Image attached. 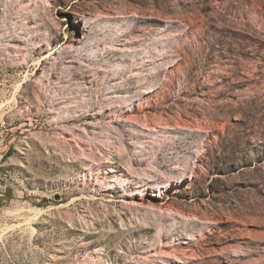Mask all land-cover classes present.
<instances>
[{"label": "rangeland", "instance_id": "374dc122", "mask_svg": "<svg viewBox=\"0 0 264 264\" xmlns=\"http://www.w3.org/2000/svg\"><path fill=\"white\" fill-rule=\"evenodd\" d=\"M0 264H264V0H0Z\"/></svg>", "mask_w": 264, "mask_h": 264}, {"label": "bare ground", "instance_id": "6f19581e", "mask_svg": "<svg viewBox=\"0 0 264 264\" xmlns=\"http://www.w3.org/2000/svg\"><path fill=\"white\" fill-rule=\"evenodd\" d=\"M182 176L187 177V178H189V179H193V178L195 177V175H193V174H191V173H189V172H187V171H184V173L182 174ZM236 230H237L236 228L232 229L230 232H228V235H229V236L232 235L231 233H232V232H235ZM232 237H233V236H232Z\"/></svg>", "mask_w": 264, "mask_h": 264}]
</instances>
